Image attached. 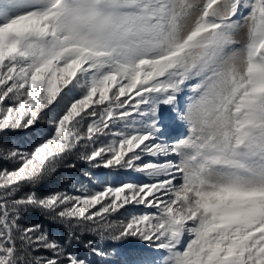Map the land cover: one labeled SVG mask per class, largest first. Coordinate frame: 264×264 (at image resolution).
I'll return each mask as SVG.
<instances>
[{
	"label": "snow or ice",
	"instance_id": "snow-or-ice-1",
	"mask_svg": "<svg viewBox=\"0 0 264 264\" xmlns=\"http://www.w3.org/2000/svg\"><path fill=\"white\" fill-rule=\"evenodd\" d=\"M0 264H264V0H0Z\"/></svg>",
	"mask_w": 264,
	"mask_h": 264
}]
</instances>
